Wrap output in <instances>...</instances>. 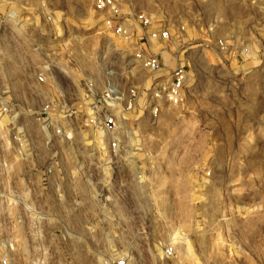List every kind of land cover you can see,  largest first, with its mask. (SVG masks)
Returning <instances> with one entry per match:
<instances>
[{"label":"rangeland","instance_id":"obj_1","mask_svg":"<svg viewBox=\"0 0 264 264\" xmlns=\"http://www.w3.org/2000/svg\"><path fill=\"white\" fill-rule=\"evenodd\" d=\"M94 1L1 0L0 102L19 120L0 134V251L9 264H103L123 254L129 264H264V0H122L172 30L175 59L191 64L183 103L124 123L128 202L114 211L129 218L71 217L76 207L46 205L34 189L32 169L48 155L33 115L46 99L35 75L118 77L131 56L103 32ZM20 130L33 158L17 154ZM168 244L175 258L164 257Z\"/></svg>","mask_w":264,"mask_h":264},{"label":"built area","instance_id":"obj_2","mask_svg":"<svg viewBox=\"0 0 264 264\" xmlns=\"http://www.w3.org/2000/svg\"><path fill=\"white\" fill-rule=\"evenodd\" d=\"M93 8L102 19L103 32L129 46L130 59L118 77L108 71L100 77H104L102 81L87 77L74 84L67 72L56 76L51 68L35 75L34 83L45 90L46 99L33 115L46 126L42 131L48 155L32 171L39 177L34 189L43 194L46 205L74 206L79 214L71 217L84 215L100 221L129 216L114 211L117 203L124 207L128 202L127 182L123 181L128 176L119 174L131 167L130 152L123 146L124 123L136 111L156 119L165 106L181 105L191 64L188 59H175L171 49L174 34L167 23L146 11L126 10L122 0H95ZM2 17L0 0V21ZM18 117L19 112L13 113L12 107L0 102V134L6 122L14 125ZM79 134H89L81 147L76 143ZM15 139L19 158H33L29 132L20 130ZM106 205H110L109 215L102 213ZM163 254L166 259L175 258L176 249L168 244ZM0 264H9L1 251ZM103 264H129V258L123 254L115 260L107 258Z\"/></svg>","mask_w":264,"mask_h":264},{"label":"bare ground","instance_id":"obj_3","mask_svg":"<svg viewBox=\"0 0 264 264\" xmlns=\"http://www.w3.org/2000/svg\"><path fill=\"white\" fill-rule=\"evenodd\" d=\"M44 128L46 129V126H45V125H43V129H44ZM28 129H29V128H28ZM35 129H36V128H35ZM35 129H34V130H35ZM32 130H33V129H32ZM32 133H33V131H32ZM36 133H37V132H36ZM34 134H35V133H34ZM95 137H97V136L95 135ZM117 258H118V256H117V257H114L112 260H115V259H117Z\"/></svg>","mask_w":264,"mask_h":264},{"label":"crops","instance_id":"obj_4","mask_svg":"<svg viewBox=\"0 0 264 264\" xmlns=\"http://www.w3.org/2000/svg\"><path fill=\"white\" fill-rule=\"evenodd\" d=\"M125 212H126L125 209H123V210L121 209V210H120V213H121V214H125Z\"/></svg>","mask_w":264,"mask_h":264}]
</instances>
